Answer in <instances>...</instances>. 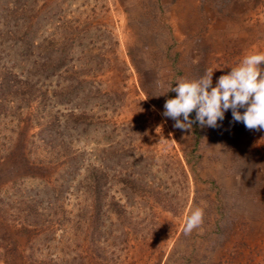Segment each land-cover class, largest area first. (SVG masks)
Segmentation results:
<instances>
[{"label": "rangeland", "instance_id": "374dc122", "mask_svg": "<svg viewBox=\"0 0 264 264\" xmlns=\"http://www.w3.org/2000/svg\"><path fill=\"white\" fill-rule=\"evenodd\" d=\"M258 52L264 0H0V264H264V131L162 115Z\"/></svg>", "mask_w": 264, "mask_h": 264}, {"label": "clouds", "instance_id": "9594fccd", "mask_svg": "<svg viewBox=\"0 0 264 264\" xmlns=\"http://www.w3.org/2000/svg\"><path fill=\"white\" fill-rule=\"evenodd\" d=\"M261 65H264V53L258 52L245 56L238 66L221 75L215 86L212 69L197 79H182L171 89L176 96L166 100L162 115L175 121L173 127L190 130L194 123L216 128L218 121L224 120L225 112L231 110L233 121L243 123L248 130L264 131V68ZM193 112L195 118L191 120ZM203 216L202 208L192 211L186 220L185 232L199 227Z\"/></svg>", "mask_w": 264, "mask_h": 264}, {"label": "trees", "instance_id": "16d2710c", "mask_svg": "<svg viewBox=\"0 0 264 264\" xmlns=\"http://www.w3.org/2000/svg\"><path fill=\"white\" fill-rule=\"evenodd\" d=\"M24 48H26V47H24ZM111 154H113V153H110V155ZM79 157H82V155L79 154ZM69 160H70V163L75 161L76 160V156L75 155L72 156V158H70ZM98 162L101 163L103 161H98ZM98 166H99V164L97 166H93V167L90 168V171L88 173V177H87V180H86L87 181V185L89 186L88 188L92 189V191L96 192V194L98 195V198H96V200L100 199V196H99V195H101V189L100 188H101V186H103V181L102 180L104 179V175L101 174L100 172H97L98 171ZM121 182H123V180H121ZM38 195H39V193L35 192L32 197L33 198H38L39 197ZM29 198L30 197H28V199ZM30 203H35V199L33 200L32 198H30ZM38 204H39V202H38Z\"/></svg>", "mask_w": 264, "mask_h": 264}]
</instances>
